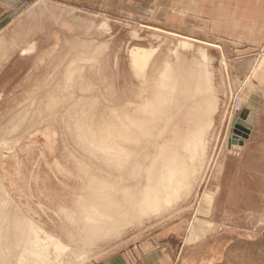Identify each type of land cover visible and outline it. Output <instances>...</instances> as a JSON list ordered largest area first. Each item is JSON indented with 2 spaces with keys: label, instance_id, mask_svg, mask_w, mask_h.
Listing matches in <instances>:
<instances>
[{
  "label": "rangeland",
  "instance_id": "rangeland-1",
  "mask_svg": "<svg viewBox=\"0 0 264 264\" xmlns=\"http://www.w3.org/2000/svg\"><path fill=\"white\" fill-rule=\"evenodd\" d=\"M4 4L0 264H264V0Z\"/></svg>",
  "mask_w": 264,
  "mask_h": 264
},
{
  "label": "crops",
  "instance_id": "crops-1",
  "mask_svg": "<svg viewBox=\"0 0 264 264\" xmlns=\"http://www.w3.org/2000/svg\"><path fill=\"white\" fill-rule=\"evenodd\" d=\"M102 1L104 3H108V4H127V5H129V4L130 5L151 4V5H153V4H160L161 2H163L165 0H101V3H102ZM20 2H21V0H4V3L6 5H9L10 7H13V8H15V6L17 4H19ZM189 43L192 45V47L187 48V49L191 50V49H193L194 46H193V43H191V42H189ZM205 43L209 44V45H214L212 43H207V42H205ZM207 55H208V52H207ZM208 57H209V55H208Z\"/></svg>",
  "mask_w": 264,
  "mask_h": 264
},
{
  "label": "bare ground",
  "instance_id": "bare-ground-1",
  "mask_svg": "<svg viewBox=\"0 0 264 264\" xmlns=\"http://www.w3.org/2000/svg\"><path fill=\"white\" fill-rule=\"evenodd\" d=\"M181 45L184 48H191L192 47V45L189 42H186V41H182ZM153 52H154L153 49L138 48L136 51H133V60L138 66L142 67L150 59V57H151ZM200 52H201V54L203 56H205V57L208 56L206 49H201ZM208 60H209V57H208Z\"/></svg>",
  "mask_w": 264,
  "mask_h": 264
},
{
  "label": "water",
  "instance_id": "water-1",
  "mask_svg": "<svg viewBox=\"0 0 264 264\" xmlns=\"http://www.w3.org/2000/svg\"><path fill=\"white\" fill-rule=\"evenodd\" d=\"M239 116H243L242 114H239ZM238 120L239 121H243V120H240L238 117H236L233 121V126L236 127L237 129L235 130L236 133L240 134V137L238 139V143L240 145H243L244 144V141L245 139H247L249 137V134H250V127L249 126H246V125H241L238 123Z\"/></svg>",
  "mask_w": 264,
  "mask_h": 264
}]
</instances>
